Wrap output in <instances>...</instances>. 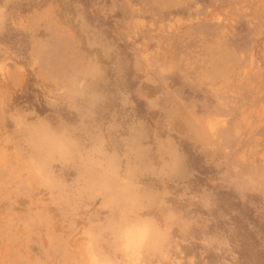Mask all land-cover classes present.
<instances>
[{"label":"rangeland","instance_id":"obj_1","mask_svg":"<svg viewBox=\"0 0 264 264\" xmlns=\"http://www.w3.org/2000/svg\"><path fill=\"white\" fill-rule=\"evenodd\" d=\"M264 264V0H0V264Z\"/></svg>","mask_w":264,"mask_h":264},{"label":"clouds","instance_id":"obj_2","mask_svg":"<svg viewBox=\"0 0 264 264\" xmlns=\"http://www.w3.org/2000/svg\"><path fill=\"white\" fill-rule=\"evenodd\" d=\"M120 196L128 210L119 216L110 240L114 252L124 258L106 259L103 264H141L143 250L159 247L163 242V232L151 215L136 210L139 201L137 193L128 190Z\"/></svg>","mask_w":264,"mask_h":264}]
</instances>
